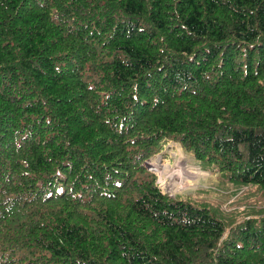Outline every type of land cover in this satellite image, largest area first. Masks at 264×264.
<instances>
[{
    "label": "trees",
    "instance_id": "1",
    "mask_svg": "<svg viewBox=\"0 0 264 264\" xmlns=\"http://www.w3.org/2000/svg\"><path fill=\"white\" fill-rule=\"evenodd\" d=\"M168 141L264 194V0H0V264H264V207L162 192Z\"/></svg>",
    "mask_w": 264,
    "mask_h": 264
},
{
    "label": "rangeland",
    "instance_id": "2",
    "mask_svg": "<svg viewBox=\"0 0 264 264\" xmlns=\"http://www.w3.org/2000/svg\"><path fill=\"white\" fill-rule=\"evenodd\" d=\"M167 143L146 163L148 170L156 175L157 184L164 194L205 203L210 208L221 207L229 220L236 224L248 218V211L264 207L263 192L223 187L217 175L202 170L200 163L180 144Z\"/></svg>",
    "mask_w": 264,
    "mask_h": 264
}]
</instances>
